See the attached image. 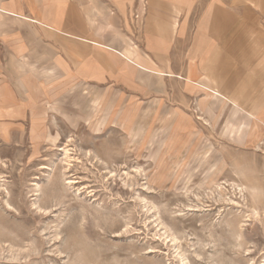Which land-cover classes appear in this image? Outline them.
<instances>
[{"label": "rangeland", "instance_id": "1", "mask_svg": "<svg viewBox=\"0 0 264 264\" xmlns=\"http://www.w3.org/2000/svg\"><path fill=\"white\" fill-rule=\"evenodd\" d=\"M89 96L0 132V264H264V107L172 98L128 128Z\"/></svg>", "mask_w": 264, "mask_h": 264}, {"label": "crops", "instance_id": "2", "mask_svg": "<svg viewBox=\"0 0 264 264\" xmlns=\"http://www.w3.org/2000/svg\"><path fill=\"white\" fill-rule=\"evenodd\" d=\"M261 10L264 0H0V132L42 128L43 111H72L77 101H63L77 93L80 108L92 93L93 109L128 128L207 89L263 108Z\"/></svg>", "mask_w": 264, "mask_h": 264}, {"label": "bare ground", "instance_id": "3", "mask_svg": "<svg viewBox=\"0 0 264 264\" xmlns=\"http://www.w3.org/2000/svg\"><path fill=\"white\" fill-rule=\"evenodd\" d=\"M205 88V87H204ZM207 89V88H206ZM207 91H208V93L209 94H207V95H215V96H218V97H221L225 102H230V100L228 99V98H226L225 96H223L221 93H219L218 91H215V90H211V89H207ZM69 149H67V148H64V154L63 155H65V162H66V165H70V162H71V160H70V158H71V156H70V154L71 153H69V151H68ZM45 167H47V166H45ZM136 171V170H135ZM68 183H74V180H69L68 181ZM67 183V184H68ZM35 185V184H34ZM36 186V185H35ZM241 191H242V188L240 189ZM221 199H223V198H221ZM226 199V198H225ZM230 200V199H229ZM225 201V200H224ZM228 201V200H227ZM234 203V202H233ZM151 206V205H150ZM148 207V206H147ZM153 209V208H152ZM153 210H155V209H153ZM151 211V210H150ZM160 220V219H159ZM170 240H175V237H172Z\"/></svg>", "mask_w": 264, "mask_h": 264}, {"label": "built area", "instance_id": "4", "mask_svg": "<svg viewBox=\"0 0 264 264\" xmlns=\"http://www.w3.org/2000/svg\"><path fill=\"white\" fill-rule=\"evenodd\" d=\"M134 18H137V19H138V16H137V15H135V16H134Z\"/></svg>", "mask_w": 264, "mask_h": 264}]
</instances>
